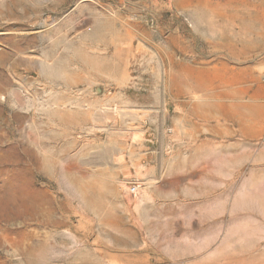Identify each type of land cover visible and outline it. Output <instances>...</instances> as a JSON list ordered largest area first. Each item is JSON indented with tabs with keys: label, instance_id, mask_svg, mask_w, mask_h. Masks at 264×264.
<instances>
[{
	"label": "rangeland",
	"instance_id": "1",
	"mask_svg": "<svg viewBox=\"0 0 264 264\" xmlns=\"http://www.w3.org/2000/svg\"><path fill=\"white\" fill-rule=\"evenodd\" d=\"M0 264H264V0H0Z\"/></svg>",
	"mask_w": 264,
	"mask_h": 264
},
{
	"label": "built area",
	"instance_id": "2",
	"mask_svg": "<svg viewBox=\"0 0 264 264\" xmlns=\"http://www.w3.org/2000/svg\"><path fill=\"white\" fill-rule=\"evenodd\" d=\"M138 190V184L137 183H131L129 186V191L130 193H136V191Z\"/></svg>",
	"mask_w": 264,
	"mask_h": 264
},
{
	"label": "bare ground",
	"instance_id": "3",
	"mask_svg": "<svg viewBox=\"0 0 264 264\" xmlns=\"http://www.w3.org/2000/svg\"><path fill=\"white\" fill-rule=\"evenodd\" d=\"M259 105H260V104H258L257 106H259ZM255 106H256V105H254V108H255ZM261 106H262V105H260V106L257 107V108H258L259 110H261V109H262ZM236 107H237V106H236ZM237 108H238V107H237ZM260 108H261V109H260ZM252 109H253V108H252ZM254 111H255V109H254ZM257 112H258V110H257Z\"/></svg>",
	"mask_w": 264,
	"mask_h": 264
}]
</instances>
